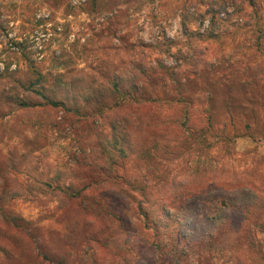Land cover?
I'll list each match as a JSON object with an SVG mask.
<instances>
[{
    "label": "trees",
    "instance_id": "trees-1",
    "mask_svg": "<svg viewBox=\"0 0 264 264\" xmlns=\"http://www.w3.org/2000/svg\"><path fill=\"white\" fill-rule=\"evenodd\" d=\"M164 1L168 0H89L85 11L89 15L108 12L115 22H120L121 17ZM258 2L179 0L181 26L186 29L192 21L207 20V29L197 32L198 43L188 38L185 48H178L182 59L174 65L160 60L151 65L142 54L128 70L127 65L119 67L114 59H98L89 65L98 75H89L86 67L79 68L78 63H90L87 61L90 42L74 38L59 54L50 55L52 65L61 69L55 74L31 61L25 67L17 65L1 73L0 116L21 111L28 118L26 124L36 134L51 110L73 113L80 119L84 145V161L78 165L90 167L92 171L86 182L74 189L71 182H53L56 178L41 169L31 152L10 154L6 167L0 168V232L8 228L28 238L32 234L28 231L29 222L6 206L10 200L37 189L38 193L56 197L63 207L81 197L82 192L96 182L115 186L123 203L132 204L129 207H134L147 225L151 221L147 227L154 235L161 231V223L166 228L174 223L175 231L167 240L172 245L170 251L175 264H178L181 242L197 246L208 254L212 250L233 253L241 250L245 256L243 261L264 264V241L257 236L264 234V184L255 189L242 186L226 191L216 186V181L202 176L195 165L191 174L175 173L170 178H162L160 185L145 188L132 181L127 173L118 176L113 171L118 166L125 169L129 160L141 159L146 165L153 162L158 167V175L162 176L166 165L187 161L186 157L193 152L199 158H207L221 148L228 152L230 143L241 136L245 128L251 129L244 118L250 113V117H257L253 99L259 98L256 103H264V9ZM11 5L14 12L21 8L17 3ZM25 19L21 21L29 22L32 27L44 22L38 18ZM233 19L235 21L231 22ZM69 28V23L63 28L65 37ZM166 43L146 47L163 52L179 45L172 39H167ZM227 47L244 55L251 54L252 59L243 68L238 62L231 64L225 60L214 64L211 53L224 52ZM238 73L243 78L235 77ZM234 84L244 93H250L245 100L251 104L246 112L239 113L236 109ZM220 94H225V98L219 104ZM220 105L226 113L224 118L218 115ZM53 120L49 118L48 123ZM12 173L23 174L30 180L20 182ZM115 177L120 178L122 184L116 183ZM37 184L42 187L38 188ZM212 202L218 205L211 215L205 209ZM114 216L122 235L132 231L123 217ZM138 232L140 237L149 235L143 228ZM1 234L7 236L8 233ZM145 236L131 244L140 257L134 259L130 254L132 260L124 258L126 264H154L146 253L156 252L152 244L160 249L162 242L154 241L150 246ZM114 241L115 237L109 238L105 245ZM3 247L0 242V250ZM129 248L127 246L128 251ZM31 258L34 264H42L43 258L54 264L62 261L56 263L40 250Z\"/></svg>",
    "mask_w": 264,
    "mask_h": 264
},
{
    "label": "rangeland",
    "instance_id": "rangeland-1",
    "mask_svg": "<svg viewBox=\"0 0 264 264\" xmlns=\"http://www.w3.org/2000/svg\"><path fill=\"white\" fill-rule=\"evenodd\" d=\"M88 1L0 0V74L7 68L9 71L15 69L17 65L25 67L28 61L42 65L44 71L55 74L61 69L52 65L50 55L59 54L61 49L68 47L74 38H80L81 42H90L91 51L87 56V61L90 63L87 65L82 61L78 63L79 68L86 67L89 75H98L90 67L98 59H114L119 67L127 65L128 70L142 54L146 55V60L151 65H155L157 60L166 65H174L182 59L178 48L183 50L188 38L198 43L195 38L197 32L207 29V20L204 22L197 20L196 23L192 21L187 24L186 29L181 26L180 11L177 9L179 0L149 5L140 12L121 17L120 22H115L108 12L89 15L85 11ZM243 1L248 3V0ZM259 2L264 9V0ZM11 3L20 4L21 8L14 12ZM15 17L19 19L14 20ZM22 18H26L25 20L38 18L43 19L44 22L32 27L29 22H22ZM246 18L249 19L248 16ZM233 21L235 19L231 22ZM68 23L69 34L65 37L63 28ZM167 39L175 40L179 45L163 52L146 47L157 42L161 44L164 42L166 45ZM211 54V61L216 65L224 63L225 60L231 64L238 62L242 67L252 59L251 54L244 55L229 47L224 52L214 51ZM240 76L243 78L241 73L235 75V77ZM232 92L235 97L234 104L238 106L237 111L246 112L251 105L245 101L250 93H244L236 84L233 85ZM224 98L225 94H220L218 103H222ZM258 99H253L256 119L250 117L251 113L244 118V122L249 123L251 129L245 128L242 135L230 143L228 152L221 148L214 150L207 158H199L197 153L193 152L188 158L186 157L187 161L166 165L162 176L158 175V167L156 166V171L153 162L146 165L141 159L137 162L129 160L125 169L118 166L113 171H116L118 176L127 173L132 181L147 188L146 186L160 185L162 178H170L175 173L191 174L194 166L197 165L202 176L216 181V186L226 191L236 190L234 188L242 186L253 189L262 186L264 184V103H256ZM218 107L219 118H224L225 110L221 105ZM46 116L36 134L26 124L25 120L28 118L19 110L0 116V168L6 167L5 161L10 154L31 152L49 177L56 180L59 178V181L53 182L63 180L66 183L71 182L75 189L86 182L88 173L92 171L90 167L78 165V162L84 161L80 119L73 113L62 110H51ZM49 118L50 120L54 118L53 122L48 123ZM244 122L238 121L241 125ZM12 174L20 182L30 180L23 174ZM68 178L71 180L69 181ZM114 181L122 184L118 177H115ZM37 186L42 187L39 184ZM36 190L34 189V193H25L22 197L7 202L6 206L10 210L29 222L28 231L31 230L32 234L28 238L25 234L4 228L1 232L8 234L4 236L0 232V242L4 244V249L0 250V264H34L31 256L37 250L52 257L56 263L62 260L65 264H126V259L132 260L130 254L134 259L140 257L131 244L145 236L139 235L138 231L142 228L146 234L149 233L145 236L147 238L145 241H148L150 246L151 242H162L160 249L152 244L156 252L154 250L146 253L152 258V262L175 264L170 251L172 245L171 243L169 245L167 240L175 231L174 223L167 228L161 223V231L154 235L147 227L152 224L151 221H148L147 225L140 213L134 207H129L132 204H127L126 201L123 203L117 196L120 191L115 186H104L94 182L93 187L83 191L81 197L74 198L63 207L56 197L38 193ZM217 205L218 203L212 202L205 211L212 215ZM116 214L129 224L132 230L130 233L122 235L119 221L114 216ZM10 235L12 238H9ZM257 236L264 241V234L259 233ZM113 237H115L114 243L105 245V242ZM116 237L119 239L116 240ZM127 246H130V251L127 250ZM178 256V264H253L248 260L243 261L245 256L241 250L235 253L212 250L208 254L202 253L197 246L184 242L178 246ZM61 262L59 261L58 264H62ZM42 264L54 263L43 258Z\"/></svg>",
    "mask_w": 264,
    "mask_h": 264
}]
</instances>
